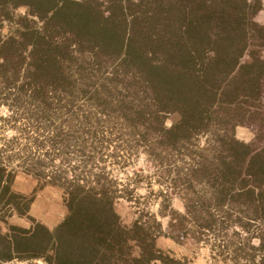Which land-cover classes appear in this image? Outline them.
I'll list each match as a JSON object with an SVG mask.
<instances>
[{
  "label": "trees",
  "instance_id": "1",
  "mask_svg": "<svg viewBox=\"0 0 264 264\" xmlns=\"http://www.w3.org/2000/svg\"><path fill=\"white\" fill-rule=\"evenodd\" d=\"M263 7L0 0V127L11 133L0 139V264H190L158 238L213 248L235 227L259 242L242 256L264 264V146L235 134L262 116ZM141 154L148 169L129 176ZM19 171L63 191L54 228L30 217ZM147 195L156 212L140 207ZM120 199L138 208L130 224Z\"/></svg>",
  "mask_w": 264,
  "mask_h": 264
},
{
  "label": "rangeland",
  "instance_id": "2",
  "mask_svg": "<svg viewBox=\"0 0 264 264\" xmlns=\"http://www.w3.org/2000/svg\"><path fill=\"white\" fill-rule=\"evenodd\" d=\"M23 11V9H20L18 12L23 13ZM255 19L259 24L264 26V7L256 15ZM262 107V116H258L259 118L257 121L246 122L235 128V134L239 140L251 143L256 148L264 146V90L262 95ZM1 114H4L2 109H0V115ZM169 124L170 120L167 121V125ZM10 135L11 133L3 132L0 127V139L9 137ZM126 138L128 137L126 136ZM59 162V159L56 160L57 164ZM139 169L144 171V173L148 169L147 162L142 154L134 157L130 161L127 173L129 176H132V171ZM124 177H126L124 173H116V171L112 173V178L123 179ZM13 188L22 194L34 196L29 215L37 221L44 223L50 229L59 224L66 215L67 210L64 204L63 191L60 188L54 186L40 187V184L33 176L25 174L22 171L18 172ZM153 189H156V187L154 186ZM138 193L142 196L147 194L143 189H140ZM152 197V195H147V197L142 198L140 200V207H144L146 204H151V211L156 212L158 205L151 201ZM172 203L173 208L176 211H184L183 203L178 198H174ZM116 209L124 222L130 224L134 217V211L138 208H136V205L135 207H132L130 203L120 199L116 204ZM162 222L165 230L167 218L162 219ZM12 223L23 227H29L31 225L30 220L25 217H14ZM222 236L223 238H216L213 242V248L191 238L178 244L164 236L158 238L157 245L159 248L170 252L178 259H186L190 264H259V256L250 261H248L247 257L242 256L243 253L257 255L258 252L250 249L251 246H254V248L258 246L259 242L256 239H253L248 246L245 245L244 238L246 237V234L239 227L226 230L222 233ZM230 240L232 243H230ZM246 248H248L249 251L246 250Z\"/></svg>",
  "mask_w": 264,
  "mask_h": 264
}]
</instances>
